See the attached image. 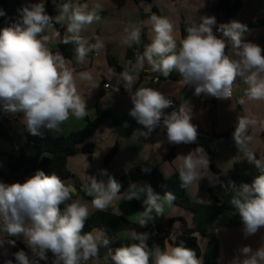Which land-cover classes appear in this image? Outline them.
Here are the masks:
<instances>
[{
  "label": "clouds",
  "instance_id": "1",
  "mask_svg": "<svg viewBox=\"0 0 264 264\" xmlns=\"http://www.w3.org/2000/svg\"><path fill=\"white\" fill-rule=\"evenodd\" d=\"M101 9L97 0H93L91 8L88 3L67 0L59 5L58 15L52 17L47 12L46 0H28L18 9L17 20L0 28V118L19 116V123L27 133L42 136L45 130L60 134L61 125L70 116L77 120L87 116V101L79 93L76 81L79 79L95 89L98 85L92 73H76L59 51L53 52L48 47L50 37L44 33L53 28V21L66 24L69 35L63 43L76 45V61L82 64L90 52L104 47L99 37L90 44L81 35L87 26L101 19L98 15ZM6 15L0 7V17ZM146 23L151 25V43L145 46L142 55H137L134 70H143L146 62L153 72L165 78L175 71L181 77V85L191 87L194 96L220 100L231 99L234 83L241 78L247 85V100L264 102V47L247 39L250 30L246 24L234 19L217 25L215 16L202 15L198 21L187 23V34L178 45L174 24L168 17L153 14ZM124 33V45L141 43V26L126 27ZM227 42L232 46L231 55L225 51ZM135 80L134 75L121 72L113 91L119 93L123 87L129 94L128 115L140 126L136 134L148 138L159 129L168 145L196 144L199 132L192 112L184 105L174 107L173 101L157 89L133 90ZM123 127H128L126 121ZM250 128L264 132V119L238 117L232 139L260 174L238 189L234 181H229L235 190L231 205L239 216L244 240L264 229V155L257 159L251 149L254 136L249 135ZM210 162L203 147L197 146L184 154L178 169L181 187L187 189L203 179L201 173L210 168ZM141 170L151 171L147 167ZM98 175L107 180L89 175L87 191L93 196L92 207L104 211L121 194L122 185L107 169L98 170ZM75 192L58 175L43 170H36L23 182L0 180V230L9 237L23 238L31 253L20 249L11 254L14 261L6 258L7 246L15 247L16 239L0 238L3 264H41V261L49 264V252L50 264H88L98 259L100 249L106 248L110 240L97 229L83 231L90 210L88 204L73 199ZM124 198L142 201L144 211L138 217L142 228L163 215L165 203L175 200L172 193H165L162 201L151 185L135 182L129 184ZM151 235L130 230L129 238L135 242L121 244L114 252L109 249L105 256L110 258V264H204L203 257L183 243L168 245L164 250L150 247ZM227 264H264V246L254 250L250 245H242L235 249Z\"/></svg>",
  "mask_w": 264,
  "mask_h": 264
},
{
  "label": "crops",
  "instance_id": "2",
  "mask_svg": "<svg viewBox=\"0 0 264 264\" xmlns=\"http://www.w3.org/2000/svg\"><path fill=\"white\" fill-rule=\"evenodd\" d=\"M22 1L24 4L28 2V0ZM49 1L58 7L67 2V0H46V6ZM218 1L97 0L102 4V9L98 12L101 19L87 26L81 35L90 44L96 43V38L99 37L104 43V47L98 52H90L82 64L77 63L76 56L73 59L63 56L68 62V66L73 68L76 73L91 72L94 82L98 85V87L92 89L86 82L79 79L76 81L79 93L87 101L88 119L90 121L95 120L99 110L107 113L105 122L85 143L92 145L93 152L91 154L84 153L83 147L85 144H82L77 147L75 154L70 156L67 161L71 177L64 181L76 189L77 192L73 195L74 200H80L88 204L90 216L100 210L92 207V199H86L82 195V192L88 193L89 175H97L98 179L106 181L107 177L99 176L98 170L107 169L114 177H120L127 174L131 168L155 167L165 178H170L176 173L179 174L178 169L182 164L183 155L197 147V144L168 145L164 132L159 129L148 138L136 134V129L140 126L128 115L131 107L129 94L124 91L123 87H121L119 93L113 91L121 72L113 68L111 60L136 77L133 90L150 87L159 90L167 98H175L179 107L184 105L192 112L194 116L193 123L198 125L199 135L204 138H209L212 134L220 135L211 143V151L206 150L211 159L210 168L202 171L203 179L187 188V195L191 201L198 204H212L213 200L209 190L214 188L219 194H229L228 203L231 205V198L235 192L229 186L231 177L236 174H247L256 169L254 165L246 161L244 153L237 149L232 139L238 117L248 116L255 119H264V102L247 100L245 97L247 85L241 78H237L234 83L232 99L214 101L213 98L207 96H194L191 87L181 85V77L175 71L165 78L160 73L153 72L146 62L143 70H134L137 59L135 58L136 52L139 53L138 55H142L145 46L151 43V25L146 22L153 14L168 17L173 22L174 38L178 45L183 39L181 32L183 23H188L190 20L198 21L202 15H212L216 17L217 25L234 19L246 24L250 30L247 39L264 47V25L251 26L264 20V0H246L241 10L233 18H227L222 11L215 10ZM31 2H37V0H31ZM78 2L88 3L91 8L93 0H78ZM202 4H204V7H201ZM57 24L62 27V30H59L57 25L53 24V28L45 32V35L50 37L48 46L53 50H59L64 38L69 35L66 24ZM134 25L142 28L141 43L128 47L122 43L124 30L126 27ZM131 49H135L132 56L129 55ZM225 51L226 54L231 55L232 46L230 42H227ZM148 75L157 76L159 78L158 82H152ZM106 83H109L111 88L105 89L104 85ZM241 99L245 100L244 104L240 103ZM125 121L128 127H123ZM86 124L84 118L77 120L74 116H70L69 120L61 125L62 132L60 134L45 130L43 136L64 138L83 130ZM28 134L24 130V126L19 123V116L12 120L2 121L0 123V154L19 156L24 152L27 155H33L34 149L26 144ZM224 134H227V136H222ZM249 135L254 136V142L250 147L259 159L264 155V132L250 128ZM114 149H116L115 155L106 163V158ZM171 155L173 156L172 160H170ZM135 183L140 185L149 184L148 181L144 180ZM242 183H251V181ZM242 183L238 184L236 188L238 189ZM222 184L226 185V190L221 189ZM127 189L128 187L103 212L124 216L129 221L138 223V217L144 211L142 201L136 199L126 200L124 193ZM91 197L93 198V196ZM137 207L141 210H138ZM152 215L155 216V212ZM178 219H183L188 227L193 225V213L191 211L165 203L163 215L148 223L150 228H155L159 225H167L171 220L176 221L173 224L171 236L165 240L164 249L168 245L175 246V239L181 235L182 223L177 221ZM241 227L239 216L233 209L219 215L211 222L207 236L197 235V243L201 251L200 257H203L204 264H227L233 257L235 249L245 244L250 245L254 250L264 246V229H261L255 236L244 240L240 231ZM102 233L107 237L104 232ZM0 238L16 239L24 245L25 251L29 252V255L31 254L24 244L23 238L9 237L2 230H0ZM116 239L119 246L135 242L129 238V231L118 233ZM156 240H151V247L157 246ZM7 247L8 256L6 258L13 259L11 255L13 247ZM106 253V250L103 249L100 251L99 258L90 260L88 264H110V258L105 256ZM4 259L5 257L0 256V264H3ZM41 264H45V262L41 261Z\"/></svg>",
  "mask_w": 264,
  "mask_h": 264
},
{
  "label": "trees",
  "instance_id": "3",
  "mask_svg": "<svg viewBox=\"0 0 264 264\" xmlns=\"http://www.w3.org/2000/svg\"><path fill=\"white\" fill-rule=\"evenodd\" d=\"M246 0H219L215 10L222 11L227 18L235 17L243 7ZM24 5L22 0H0V7L6 12V17H0V28L9 26L15 22L18 18V9ZM48 14L52 17L58 15V6L52 2H48L46 6ZM53 24L57 25L59 30L62 27L55 21ZM264 25V20L258 21L251 26ZM187 23H183L181 26L182 37L186 36ZM45 35V33H44ZM76 45L73 43L61 44L59 50L61 54L68 59H73L76 56ZM135 49L129 51V55L134 54ZM111 65L118 72H124L125 70L120 68L113 60ZM7 116L0 118V123L6 120ZM107 117V113L98 111L95 120L90 121L88 117H84L87 124L86 127L64 138H50L47 136H32L28 134L26 138V144L34 149L33 155H27L22 152L19 156L13 154H0V180L7 183L23 182L24 179L32 174L36 170H43L46 174L55 173L62 180L69 179L71 173L67 167L68 158L75 154L77 147L85 144L90 139L99 126H101ZM222 136H227L224 134ZM220 135L212 134L209 138L201 137L197 140L200 141L201 147L208 152L211 151V143ZM83 152L91 154L93 152L92 145L85 144ZM116 153L114 149L106 158L108 163ZM173 156H170V160ZM142 168H131L127 174L120 177H115L122 185L121 193L129 186V184L136 181H148L153 190L159 193L161 198L165 193H172L175 196V200L171 203L173 205L187 209L193 213V225L188 227L183 219L177 221L182 223L181 235L175 239V246L183 243L186 247L193 249L197 256L200 257L201 251L197 243V235L207 236L211 222L226 211L233 210L234 207L228 203V195L219 194L214 188L209 190V194L213 200L212 204H198L190 200L187 195V189L181 187V181L179 174H174L170 178H165L155 167H150V172H143ZM259 170L256 168L247 174H236L231 177V181H234L236 186L245 181H252L257 175ZM82 195L86 199H93L87 192H82ZM74 199V198H73ZM64 205H61L63 210ZM138 210H141L137 207ZM175 220L169 221L167 225H159L155 228H142L139 223H133L124 216H118L111 213L97 211L93 213L86 221L84 232L92 231L93 229H99L104 232L110 240L109 245L106 248H101L106 252L111 249L113 252L117 247H120L117 243V234L123 231L135 230L137 232H148L151 238L148 240V244L151 247V240H156V245L164 249V243L167 238L172 234L173 224ZM24 249L25 247L19 241L16 240V246L13 247V253ZM14 261V257H13Z\"/></svg>",
  "mask_w": 264,
  "mask_h": 264
},
{
  "label": "built area",
  "instance_id": "4",
  "mask_svg": "<svg viewBox=\"0 0 264 264\" xmlns=\"http://www.w3.org/2000/svg\"><path fill=\"white\" fill-rule=\"evenodd\" d=\"M51 1H59V0H51ZM219 2V1H218ZM49 47V46H48ZM50 48V47H49ZM51 49V48H50ZM53 52H56V51H59L60 52V50H53V49H51ZM61 53V52H60ZM139 53L138 52H136V54H135V58H137V55H138ZM148 78L149 79H151L152 80V82H154V83H156V82H158V80H159V78L157 77V76H154V75H148ZM105 85H109L108 87H106ZM104 85V88L105 89H109V88H111V85L109 84V83H106ZM233 98V95H232V97H231V99ZM169 99H171L172 101H173V104H174V107H176V108H179V105H178V103H177V100L175 99V98H169ZM213 100L214 101H221L220 99H216V98H213ZM225 100H230V99H225ZM168 111H171V109H169ZM17 117V116H16ZM16 117H11V116H7L6 117V120H12V119H15ZM202 136L201 135H198V139L199 138H201ZM197 146H199V147H201V145H200V141L199 140H197ZM224 186H221V189L222 190H226L227 189V187H226V185L225 184H223ZM49 256H50V261H51V259H52V254L51 253H49Z\"/></svg>",
  "mask_w": 264,
  "mask_h": 264
},
{
  "label": "water",
  "instance_id": "5",
  "mask_svg": "<svg viewBox=\"0 0 264 264\" xmlns=\"http://www.w3.org/2000/svg\"><path fill=\"white\" fill-rule=\"evenodd\" d=\"M75 190H76V189H75ZM76 192H77V191H76ZM76 192H75V193H76Z\"/></svg>",
  "mask_w": 264,
  "mask_h": 264
}]
</instances>
